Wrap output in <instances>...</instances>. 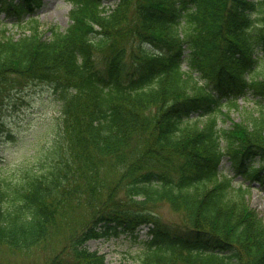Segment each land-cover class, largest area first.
<instances>
[{
	"label": "trees",
	"instance_id": "1",
	"mask_svg": "<svg viewBox=\"0 0 264 264\" xmlns=\"http://www.w3.org/2000/svg\"><path fill=\"white\" fill-rule=\"evenodd\" d=\"M69 1L68 27L43 37L42 0H0L25 29L0 33V94L47 82L60 118L36 165L0 172V246L76 230L47 264H112L86 242L144 225L117 264H264L251 184L220 168L264 183V0Z\"/></svg>",
	"mask_w": 264,
	"mask_h": 264
},
{
	"label": "rangeland",
	"instance_id": "2",
	"mask_svg": "<svg viewBox=\"0 0 264 264\" xmlns=\"http://www.w3.org/2000/svg\"><path fill=\"white\" fill-rule=\"evenodd\" d=\"M114 2L115 0H104V5L113 6ZM71 7L72 4L68 0H44L43 5L36 9L38 19L43 24V37L49 36L50 31L46 29L52 24L58 25L62 30L69 25ZM4 29L6 35L15 37L21 36L25 31L16 26L13 20L7 18L4 12H0V33ZM184 67L187 68L186 65ZM1 100L0 172L13 179L26 167L36 165L35 152L40 148L44 149L53 139L56 126L60 122L59 105L52 85L41 81H31L18 91L6 92L5 90L0 94ZM239 102L245 107L255 105L252 97L248 101L240 100ZM240 110L232 109L230 119L224 122V126H229L233 120H241L244 113ZM221 168L225 173L234 174L231 161L227 157L223 160ZM241 182L249 183L241 175L234 178L235 184ZM247 201L264 220V183L259 184L257 181L251 183ZM162 211L168 218L176 217L169 211L167 205L163 206ZM72 234L70 230H67L65 235L60 234L46 246L30 252H14L5 246H0V264H47L50 257L63 248V244H66ZM145 238V231H140L139 239ZM86 244L92 250L105 253L107 260L112 264L122 260L133 261L132 257L141 249L139 240L125 233L109 239H90Z\"/></svg>",
	"mask_w": 264,
	"mask_h": 264
}]
</instances>
